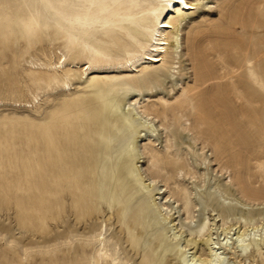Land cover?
Listing matches in <instances>:
<instances>
[{
    "label": "rangeland",
    "instance_id": "1",
    "mask_svg": "<svg viewBox=\"0 0 264 264\" xmlns=\"http://www.w3.org/2000/svg\"><path fill=\"white\" fill-rule=\"evenodd\" d=\"M207 3L184 20L179 57L166 59L174 79L141 83V67L131 72V60L151 53L164 20L154 10L166 0H0V264H87L78 246L120 233L106 207L87 223L76 217L83 207L77 198L97 186L99 145L120 135L107 121L115 100L139 102L156 126L140 140L142 169L183 221L189 219L170 180L176 175L192 194L222 181L241 198L242 183L258 194L245 202L264 206V0ZM131 87L145 91L128 99L118 91ZM153 150L169 174L150 170ZM90 223L97 232L87 233ZM220 224L213 234L222 241ZM228 257L264 264L259 256Z\"/></svg>",
    "mask_w": 264,
    "mask_h": 264
},
{
    "label": "bare ground",
    "instance_id": "2",
    "mask_svg": "<svg viewBox=\"0 0 264 264\" xmlns=\"http://www.w3.org/2000/svg\"><path fill=\"white\" fill-rule=\"evenodd\" d=\"M207 1L183 0L180 3V0H166L164 7L155 8L154 11L159 12L154 18L157 20L163 16L164 20L159 21L160 27L154 30L151 53L146 54V58L139 56L131 60V72H136L141 67L137 71V81L144 83L154 78L159 81L174 79L175 72L168 67L166 59L175 61L179 57L182 24L189 13L198 11L201 6L208 4ZM144 60L151 64L143 65ZM158 63L163 64L160 69L151 68ZM91 70L89 68L87 72ZM118 91L128 99L133 93H143L145 90L131 87ZM137 104L140 103L131 105L127 101L115 100V104L109 108L110 119H106H112V131L120 135L111 138L107 145H99V161L93 171L97 186L92 192L77 198L83 203V207L76 213L79 222L87 223L94 214L106 207L116 215L120 233L115 231L109 241L100 233L93 240L94 245L83 243L78 246L75 250L77 257L81 251L87 264H234L233 259L228 257L230 253L234 259L246 260L253 257L254 262H258L255 260L257 256L264 257L259 249L261 243L264 245V206L249 204L244 200L258 194L241 183L237 187L240 198L230 188L223 187L222 181L213 184L208 193L199 188L192 194L187 188L181 187L176 175L170 180L176 186V194L181 199L189 219V222L183 221L178 206L170 205L166 190L156 187L155 180L147 179L143 172L144 156L140 151V140L148 134L154 135L157 128L140 114ZM139 108H144V113H148L146 107ZM164 119H168L166 114ZM114 142L119 143L118 146H113ZM218 148L215 147L216 151ZM220 158H224L223 154ZM149 163L154 174H169L162 167L161 155L155 150L149 152ZM195 163H198L197 160ZM185 164L186 174L195 177L192 166L187 162ZM205 179L211 181L208 172H205ZM195 186L198 187L197 184ZM209 209L214 213L212 220L208 216ZM196 212H199V219L194 221ZM219 222L226 227L222 232V241L220 238L215 239L213 234ZM229 222L235 223L228 226ZM95 228L90 223L87 233L97 232ZM64 232L76 230L66 229ZM58 238L63 239L66 236L60 234ZM125 243L127 247H124ZM119 245L122 253L118 250ZM202 247L206 248L205 252L200 251ZM55 254L53 251L51 255Z\"/></svg>",
    "mask_w": 264,
    "mask_h": 264
},
{
    "label": "snow or ice",
    "instance_id": "3",
    "mask_svg": "<svg viewBox=\"0 0 264 264\" xmlns=\"http://www.w3.org/2000/svg\"><path fill=\"white\" fill-rule=\"evenodd\" d=\"M180 3H183V0H180Z\"/></svg>",
    "mask_w": 264,
    "mask_h": 264
}]
</instances>
